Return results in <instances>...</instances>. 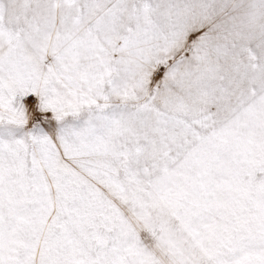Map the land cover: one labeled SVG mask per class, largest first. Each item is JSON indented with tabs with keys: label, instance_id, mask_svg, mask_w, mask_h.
Instances as JSON below:
<instances>
[{
	"label": "snow or ice",
	"instance_id": "1",
	"mask_svg": "<svg viewBox=\"0 0 264 264\" xmlns=\"http://www.w3.org/2000/svg\"><path fill=\"white\" fill-rule=\"evenodd\" d=\"M0 264H264V0H0Z\"/></svg>",
	"mask_w": 264,
	"mask_h": 264
}]
</instances>
